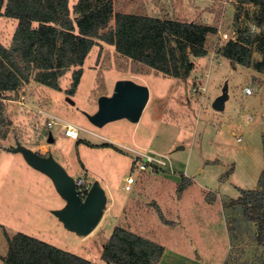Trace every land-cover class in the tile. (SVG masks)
Segmentation results:
<instances>
[{
  "label": "rangeland",
  "instance_id": "1",
  "mask_svg": "<svg viewBox=\"0 0 264 264\" xmlns=\"http://www.w3.org/2000/svg\"><path fill=\"white\" fill-rule=\"evenodd\" d=\"M117 13L209 23L217 32L207 37L205 56L189 54L193 69L186 78L151 68L133 74L125 68V57L101 42L91 50L73 95L66 93L72 69L59 78V90L30 79L6 94L3 117L8 123L0 126V131H8L7 138L0 139V259L7 250L5 233L22 232L90 264H109L102 257L103 244L119 225L163 245L170 251L165 256L168 262L174 252L185 256L183 264H264L256 223L240 208L223 205L237 198L240 189L258 188L264 168V76L260 81L253 75L258 72L221 55L239 29L256 30L258 7L243 0H113L108 27ZM15 26V19L0 16V42L6 47ZM120 78H132L148 88L139 120L121 118L95 126L86 113L96 111L98 97L111 94ZM224 87L228 99L218 111L212 102ZM245 87L251 93H245ZM45 113L85 131L78 138L68 137L62 123L48 124ZM16 139L38 153L52 154L74 179L84 175L90 184L100 182L106 207L88 235L67 230L52 213L64 201L51 179L31 167L20 152L3 148ZM129 148L168 156L175 172L151 174L133 168ZM198 168L202 171L196 172ZM129 174L135 183L126 191L124 179ZM182 178L188 184L179 190Z\"/></svg>",
  "mask_w": 264,
  "mask_h": 264
},
{
  "label": "trees",
  "instance_id": "2",
  "mask_svg": "<svg viewBox=\"0 0 264 264\" xmlns=\"http://www.w3.org/2000/svg\"><path fill=\"white\" fill-rule=\"evenodd\" d=\"M243 2L258 7L257 28L239 29L221 55L264 76V0ZM112 15L113 0H76L72 5L69 0H0V16L16 20L10 46L0 42V126L8 123L3 117L6 94L30 79L59 90V78L72 69L66 93L73 95L91 50L101 42L125 57V68L133 74L142 75L145 68H151L186 78L193 69L189 54L205 56L207 37L217 32L209 23L144 13H117L114 25L108 27ZM7 134V129H1L0 139ZM262 143L264 154V136ZM258 183V188L240 189L237 198L227 199L223 205L240 208L242 215L256 223V241L264 247V168ZM187 184L182 178L179 190ZM159 217L167 222L160 211ZM5 235L3 264H90V260L37 237L22 232ZM163 251L161 244L116 225L103 244L102 257L109 264H158Z\"/></svg>",
  "mask_w": 264,
  "mask_h": 264
},
{
  "label": "water",
  "instance_id": "3",
  "mask_svg": "<svg viewBox=\"0 0 264 264\" xmlns=\"http://www.w3.org/2000/svg\"><path fill=\"white\" fill-rule=\"evenodd\" d=\"M148 97L149 91L145 84L132 78H120L115 81L111 94L98 97L96 111L86 113V115L89 121L98 127L121 118L137 122ZM227 99V87H224L222 93L214 98L212 107L218 111L223 110ZM66 100L74 103L69 96ZM48 141H53L51 134H49ZM3 148L20 152L31 167L51 179L56 191L64 200V204L60 208L53 209L52 213L64 228L79 236H86L96 227L104 213L107 201L105 190L97 179L91 183L86 195L80 197L75 187L74 177L54 159L52 154L38 153L21 144L17 139L14 145L3 146Z\"/></svg>",
  "mask_w": 264,
  "mask_h": 264
},
{
  "label": "built area",
  "instance_id": "4",
  "mask_svg": "<svg viewBox=\"0 0 264 264\" xmlns=\"http://www.w3.org/2000/svg\"><path fill=\"white\" fill-rule=\"evenodd\" d=\"M244 92L248 94L251 93V88L245 87ZM45 114L49 118L48 124L50 126H52L53 123L56 121L62 123L64 128V134L68 137L78 138V136L85 131V129L77 125H73L64 120H61L57 116L47 113ZM129 150L132 152L133 168H138L142 171H146L151 174L161 173V172H167V173L175 172L173 169V164L170 161V158H168V156L162 153L153 152V151L142 152L132 148H129ZM134 182H135V178L133 177V175L132 174L127 175L124 179V186H123L124 189L126 191L131 190ZM90 185L91 184L86 180L84 175L75 178V187L80 197H84L86 195L87 191L90 188Z\"/></svg>",
  "mask_w": 264,
  "mask_h": 264
},
{
  "label": "crops",
  "instance_id": "5",
  "mask_svg": "<svg viewBox=\"0 0 264 264\" xmlns=\"http://www.w3.org/2000/svg\"><path fill=\"white\" fill-rule=\"evenodd\" d=\"M256 73H253V75L254 76H256V77H259V78H261V76L260 75H255ZM261 80H262V78H261ZM244 91V90H243ZM199 170H201L202 171V169H200V168H198L197 170H196V172L197 171H199ZM178 179V178H177ZM181 181H182V179H181ZM135 183V182H134ZM133 183V184H134ZM259 185V184H258ZM132 190V189H131ZM131 190H129V191H131ZM64 201V200H63ZM147 238V237H146ZM149 239V238H148ZM151 240V239H150ZM153 241V240H152ZM163 246V245H162ZM164 247V246H163ZM170 251H168L165 247H164V251H163V254H162V256H161V258H160V260H159V262H158V264H176V263H178V264H183V263H185L186 261H187V259L185 258V256H181L180 254L179 255H177V254H175L174 252H173V254H172V257H171V261L170 262H168V261H166L165 260V256H166V254L168 255V253H169ZM175 258H177V262L176 263H174V259ZM1 260V259H0ZM204 264V263H203Z\"/></svg>",
  "mask_w": 264,
  "mask_h": 264
}]
</instances>
